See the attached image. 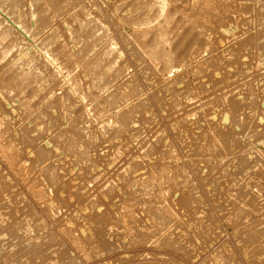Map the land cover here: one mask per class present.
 I'll use <instances>...</instances> for the list:
<instances>
[{"label":"rangeland","instance_id":"obj_1","mask_svg":"<svg viewBox=\"0 0 264 264\" xmlns=\"http://www.w3.org/2000/svg\"><path fill=\"white\" fill-rule=\"evenodd\" d=\"M0 264H264V0H0Z\"/></svg>","mask_w":264,"mask_h":264},{"label":"bare ground","instance_id":"obj_2","mask_svg":"<svg viewBox=\"0 0 264 264\" xmlns=\"http://www.w3.org/2000/svg\"><path fill=\"white\" fill-rule=\"evenodd\" d=\"M203 5H206V6H209V5H207V3L205 4H203ZM146 7V6H145ZM143 8V7H142ZM145 9V8H144ZM150 11V10H149ZM137 17V16H136ZM148 21V20H147ZM135 23V22H134ZM131 25V24H130ZM134 25V24H133ZM146 25V24H145ZM150 25V24H149ZM136 28V27H135ZM134 35V34H133ZM141 37L142 36H139V37H137V39L140 41V39H141ZM47 39V38H46ZM132 39H133V37H132ZM156 43L157 44H159L160 42H162L163 41V39L159 36V37H157L156 38ZM46 41V40H45ZM134 42H135V40H134ZM45 47V46H44ZM103 49H104V46L102 47ZM106 51V50H105ZM144 51H145V53H146V55L149 57V58H153V56H152V53H151V51H149V50H146V49H144ZM2 55V54H1ZM82 62H84V60L82 61ZM83 64V63H82ZM86 64V63H85ZM84 64V65H85ZM88 67H86V69H87ZM93 67L91 66L89 69H92ZM89 69L87 70V73H89ZM224 120V119H223ZM28 228V227H27ZM26 233H27V231H26ZM25 236H26V234H25ZM25 241H26V239H25ZM55 261V260H54ZM55 263V262H54Z\"/></svg>","mask_w":264,"mask_h":264}]
</instances>
